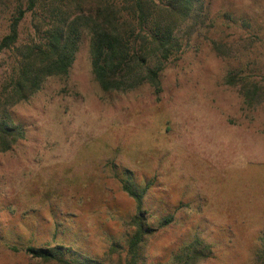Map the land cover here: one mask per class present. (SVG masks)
Segmentation results:
<instances>
[{
  "label": "rangeland",
  "instance_id": "1",
  "mask_svg": "<svg viewBox=\"0 0 264 264\" xmlns=\"http://www.w3.org/2000/svg\"><path fill=\"white\" fill-rule=\"evenodd\" d=\"M20 2L0 0V38ZM200 9L158 96L147 84L102 91L83 35L67 75L8 110L25 134L0 152V264H60L25 252L54 245L95 264H175L195 237L211 250L197 264H254L264 232V96L247 107L226 77L264 81V0H203ZM31 19L27 12L18 43L33 37ZM9 55L0 54V81ZM122 179L149 183L141 209L156 230L136 263L126 238L137 209Z\"/></svg>",
  "mask_w": 264,
  "mask_h": 264
},
{
  "label": "trees",
  "instance_id": "2",
  "mask_svg": "<svg viewBox=\"0 0 264 264\" xmlns=\"http://www.w3.org/2000/svg\"><path fill=\"white\" fill-rule=\"evenodd\" d=\"M203 0H23L9 18L0 38V54L9 52L8 73L0 81V152L24 137V130L11 123L8 110L27 100L49 77H65L83 35L89 40L91 72L102 91L126 92L143 84L158 96L160 75L182 51L186 38L199 27ZM32 15L33 37L18 43V28L25 14ZM198 24V25H197ZM197 25V26H196ZM226 83L239 85L243 104L252 107L264 96V81L248 74L230 73ZM128 176L130 175L127 171ZM121 188L136 204L126 238V252L136 263L146 236L156 228L141 209L149 183L142 187L120 180ZM172 221L166 216L159 227ZM63 245L26 246L31 257L60 264H95L67 258ZM176 255L175 264H197L210 255V246L195 237ZM64 251V252H63ZM254 264H264V232L258 238Z\"/></svg>",
  "mask_w": 264,
  "mask_h": 264
}]
</instances>
